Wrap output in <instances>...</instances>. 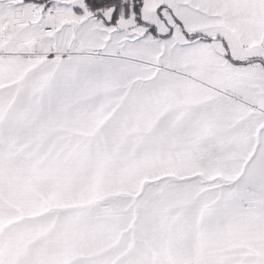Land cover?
Segmentation results:
<instances>
[{"label": "snow or ice", "instance_id": "snow-or-ice-1", "mask_svg": "<svg viewBox=\"0 0 264 264\" xmlns=\"http://www.w3.org/2000/svg\"><path fill=\"white\" fill-rule=\"evenodd\" d=\"M0 264H264V0H0Z\"/></svg>", "mask_w": 264, "mask_h": 264}]
</instances>
